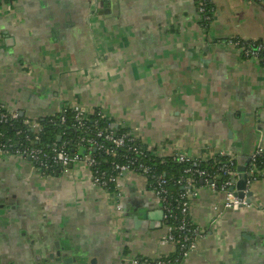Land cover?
Listing matches in <instances>:
<instances>
[{
    "label": "crops",
    "instance_id": "crops-1",
    "mask_svg": "<svg viewBox=\"0 0 264 264\" xmlns=\"http://www.w3.org/2000/svg\"><path fill=\"white\" fill-rule=\"evenodd\" d=\"M212 3L206 28L198 0H0V104L32 119L101 111L155 157L240 166L264 149V68L230 41L264 42V0ZM56 173L0 158V264H35L54 242L78 264L175 255L144 176L120 178L128 210L157 219L138 231L86 168ZM248 190L249 206L225 209L224 193L199 185L190 219L201 236L181 264H264V171Z\"/></svg>",
    "mask_w": 264,
    "mask_h": 264
},
{
    "label": "built area",
    "instance_id": "built-area-1",
    "mask_svg": "<svg viewBox=\"0 0 264 264\" xmlns=\"http://www.w3.org/2000/svg\"><path fill=\"white\" fill-rule=\"evenodd\" d=\"M212 0H199V12L205 16V20H210L207 16L206 6ZM252 47L246 45V40H231V44L239 50L247 59L258 60L259 52L262 45H257L259 40H250ZM259 61V60H258ZM3 112L1 113V122L15 121L21 118V115L16 111H10L5 106H0ZM63 110V109H62ZM62 110L59 112L61 113ZM74 118L77 123L74 127L78 131H82V135L78 138L76 146L85 148L84 153L75 152L72 150L71 140H66L61 145L54 144L50 149L45 150L36 146L41 140L42 128L36 119L24 116V125L32 130V135L24 134L25 142L18 145L10 140L0 141V158L21 157L30 159L33 165L43 175H49L48 171H57L69 169L73 165L84 167L88 170L92 184L100 190L109 192L114 199L115 210L120 216L122 213L123 190L120 183V178L127 173H137L144 176L150 187V192L162 206L164 212V220L168 223L169 220H176L178 224L176 228L167 227V234L163 237V242L171 243L176 246L177 257L173 260H157L154 264H181L195 248L196 241L201 236L200 230L192 223L190 212L192 200L198 196L197 179L203 181L213 191L222 192L225 195L224 208L233 209L247 207L250 204L246 198L237 197L231 190L238 179V170L234 167V159L229 157V161L220 165L216 170L213 168H202L201 161L191 158L185 154H177L173 159L180 163L189 164L185 169V174L188 177H180L175 183L182 187V192L177 196H173L170 190V181L163 175L157 174L154 167L147 164V151L140 144H137V138L130 133L118 134L112 128V124L108 122L103 112L88 113L86 109L77 107L72 109ZM58 114V113H57ZM56 115V114H55ZM54 115H52L53 117ZM90 116H94L90 119ZM61 123L65 124L66 117L62 115ZM88 124V122H90ZM102 123H106L105 127H101ZM23 131H19L17 135L23 136ZM66 133H63L65 135ZM4 137L0 133V138ZM124 149L123 155L125 162L113 163L112 172L101 170L99 168L101 159H98L93 151L100 155L117 156L116 151ZM72 150V151H71ZM264 155V149L258 148L254 153L251 163L254 165L258 157ZM104 160V159H103ZM254 167V166H253ZM264 171V170H263ZM256 168L248 172V186L255 180ZM225 177L223 183L219 180ZM114 190L110 191V186ZM152 264L147 259H132L130 264Z\"/></svg>",
    "mask_w": 264,
    "mask_h": 264
},
{
    "label": "trees",
    "instance_id": "trees-1",
    "mask_svg": "<svg viewBox=\"0 0 264 264\" xmlns=\"http://www.w3.org/2000/svg\"><path fill=\"white\" fill-rule=\"evenodd\" d=\"M198 6H199V0H198ZM207 9V16L210 17V20H205V16H202V24L206 27L209 28L210 24L212 23L213 16H214V6L212 1L207 4L206 6ZM235 41L237 40H242L239 38L233 39ZM246 45L252 47V42L251 41H246L244 42ZM262 45L260 52H259V62L260 65L264 68V42L262 40H259L257 42V45ZM1 106V104H0ZM3 110L0 107V133L4 135V137L0 138V141H6L10 140L12 143L18 145L22 142H25L24 140V134H30L32 135V130L29 129L26 125H24V117L19 118L18 120L15 121H8V122H1V113ZM64 115L66 117V123L62 124L61 123V116ZM94 116H90V119H93ZM42 128V133H41V140L39 143L36 144V146L43 148L45 150L50 149L54 144L56 145H61L64 143L66 140H71L73 144L72 150L75 152L83 153L85 151V148H78L76 146V143L78 142V138L82 135V131H78L75 129L74 124L77 123V120L74 118L72 109L70 108H63L61 113H58L56 115L52 116H47V117H40L36 119ZM88 122V124H90ZM106 123H102L101 127H105ZM115 132L118 134H126L128 132H124L115 128H112ZM19 131H23V136L22 135H17ZM63 133H66L63 135ZM137 144H140L139 141H136ZM71 150V151H72ZM148 159L146 160V163L153 166L156 173L165 176L169 181H170V190L173 196H177L180 192H182V187L176 185L175 181L184 176L188 177V174H185V169L189 167V164L186 163H180L177 160L173 159V157H168V158H158L155 157L150 151H147ZM117 156H107V155H100L98 152L93 151V154L98 158L101 159V164L99 168L101 170L107 171L109 173L112 172V164L113 163H123L125 162V159L123 155L126 153L124 149H118L116 151ZM104 159V160H103ZM229 161V158L226 156H219L216 157L215 159L208 161V162H201L202 168H213L216 170L220 165L225 164L226 162ZM254 166V167H253ZM234 167L238 170V164L237 161L234 160ZM256 168V173L255 177L257 178V175H259V172L264 170V155L261 157H258L254 165L252 163L248 165V170L249 172L253 169ZM48 174H55V171H48L46 172ZM226 180L225 177H222L219 180V183H223ZM201 180L197 179L198 186L200 185ZM110 191H113L114 188L111 185ZM169 226L173 227L174 229L176 228L178 221L176 220H169L167 223ZM175 257H177V252L175 255L172 257L171 260H173Z\"/></svg>",
    "mask_w": 264,
    "mask_h": 264
},
{
    "label": "water",
    "instance_id": "water-1",
    "mask_svg": "<svg viewBox=\"0 0 264 264\" xmlns=\"http://www.w3.org/2000/svg\"><path fill=\"white\" fill-rule=\"evenodd\" d=\"M24 113H21V116H23ZM84 153V151H83ZM251 159L252 157H245V159H242V163L240 166H238V181L236 182L235 186L231 188V190L234 192V194L243 199V198H247V202L250 204L251 198L253 196L252 191L248 190V172H247V166L251 164ZM30 161V159H27ZM60 174V170L57 171L56 175L59 176ZM200 184H204L203 181L200 182ZM122 213H121V217L126 219L127 222V228L133 229V230H146V229H155V225L153 224V222L157 221L156 217H154V215H151V217L148 215H145L144 213V209H137L134 211H130L128 210V207H126L124 205V199H122ZM126 211V212H125ZM161 215H162V219L164 218V212L163 210L161 211ZM126 217V218H125ZM151 220L150 222H147ZM161 221V220H160ZM55 248L58 249L59 251L57 252V259H55L56 261H63L64 263H72V262H77V259H67L64 260L63 258H61V251H63V249L60 246V243H56L55 244ZM65 256H67L65 254ZM92 264V261H91Z\"/></svg>",
    "mask_w": 264,
    "mask_h": 264
},
{
    "label": "flooded vegetation",
    "instance_id": "flooded-vegetation-1",
    "mask_svg": "<svg viewBox=\"0 0 264 264\" xmlns=\"http://www.w3.org/2000/svg\"><path fill=\"white\" fill-rule=\"evenodd\" d=\"M56 243H58V242H54L53 243L54 246H55ZM47 247L48 248H43V250H41V253H38V252L34 251L35 253H33L32 255L34 257L35 264H69V263H64L63 261H56L55 259L58 258L57 257V252L59 250L54 248V247H52V244L47 246ZM60 253H61V258H63L64 260L71 259V258L75 259L74 257H71V256H68V257L65 256L63 251H61ZM77 261H78V259H77ZM130 261H128L127 264H130ZM70 264H78V262H72ZM79 264H81V263H79Z\"/></svg>",
    "mask_w": 264,
    "mask_h": 264
},
{
    "label": "rangeland",
    "instance_id": "rangeland-1",
    "mask_svg": "<svg viewBox=\"0 0 264 264\" xmlns=\"http://www.w3.org/2000/svg\"><path fill=\"white\" fill-rule=\"evenodd\" d=\"M155 198V196H153ZM156 199V198H155ZM157 200V199H156ZM158 201V200H157Z\"/></svg>",
    "mask_w": 264,
    "mask_h": 264
}]
</instances>
